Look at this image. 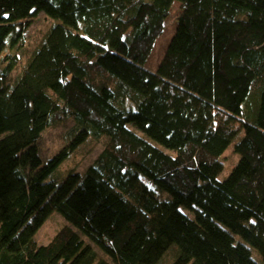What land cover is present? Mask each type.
I'll return each mask as SVG.
<instances>
[{
  "label": "trees",
  "instance_id": "trees-1",
  "mask_svg": "<svg viewBox=\"0 0 264 264\" xmlns=\"http://www.w3.org/2000/svg\"><path fill=\"white\" fill-rule=\"evenodd\" d=\"M88 139L106 142L84 172L55 175ZM53 211L67 225L38 246ZM175 245L169 264H264V0H0V264H160Z\"/></svg>",
  "mask_w": 264,
  "mask_h": 264
},
{
  "label": "rangeland",
  "instance_id": "rangeland-1",
  "mask_svg": "<svg viewBox=\"0 0 264 264\" xmlns=\"http://www.w3.org/2000/svg\"><path fill=\"white\" fill-rule=\"evenodd\" d=\"M178 13L179 5L177 3H173L169 17L167 19V28L154 43L153 49L146 63L147 69L152 71L156 70L159 62L161 61L166 47L173 35L171 33L174 26L176 25L174 24V21ZM51 24L52 21L42 14L34 19V21L29 26L25 37V55L38 43H40ZM23 61L24 58L22 59V63ZM71 126L72 122L70 120L64 119L42 133L37 148L43 162L54 155L64 145V135ZM135 132L140 137L147 139L140 132ZM148 141L153 143L151 140ZM105 142V139H101L98 143L93 142L92 139H88L67 161H65L60 166L57 172H55V175L64 176L69 169H74L76 172L83 173L86 167H88L96 158V156L102 151ZM238 159L239 156L233 152L231 144L220 158L221 162L223 163V171L220 174L219 179L224 180L228 176L231 169L236 165ZM181 210L189 215L187 210L184 208H181ZM65 225H67V223L64 218L58 212L53 211L46 218L45 222L35 234V241L37 242L38 246H43L50 242L56 233ZM174 249L177 250L178 247L175 245L172 250L165 254L162 257L160 264H169L174 260L175 256L171 255ZM250 250L253 252L252 258L258 262L260 260L258 254L253 249L250 248Z\"/></svg>",
  "mask_w": 264,
  "mask_h": 264
}]
</instances>
